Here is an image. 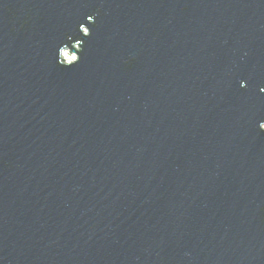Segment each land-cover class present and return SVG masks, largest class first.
I'll list each match as a JSON object with an SVG mask.
<instances>
[{
    "label": "water",
    "instance_id": "obj_1",
    "mask_svg": "<svg viewBox=\"0 0 264 264\" xmlns=\"http://www.w3.org/2000/svg\"><path fill=\"white\" fill-rule=\"evenodd\" d=\"M263 126L264 0H0V264H264Z\"/></svg>",
    "mask_w": 264,
    "mask_h": 264
},
{
    "label": "rangeland",
    "instance_id": "obj_2",
    "mask_svg": "<svg viewBox=\"0 0 264 264\" xmlns=\"http://www.w3.org/2000/svg\"><path fill=\"white\" fill-rule=\"evenodd\" d=\"M64 55H65L67 60H69L70 58H74L75 57V54H70V53L68 54V51L64 52ZM263 128H264V126H263Z\"/></svg>",
    "mask_w": 264,
    "mask_h": 264
},
{
    "label": "bare ground",
    "instance_id": "obj_3",
    "mask_svg": "<svg viewBox=\"0 0 264 264\" xmlns=\"http://www.w3.org/2000/svg\"><path fill=\"white\" fill-rule=\"evenodd\" d=\"M62 54H63V56H62V57H63V58L66 60V57H65V55H64V51H63V53H62ZM71 59H73V58H71ZM69 61H71V60L69 59Z\"/></svg>",
    "mask_w": 264,
    "mask_h": 264
}]
</instances>
